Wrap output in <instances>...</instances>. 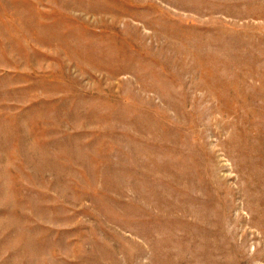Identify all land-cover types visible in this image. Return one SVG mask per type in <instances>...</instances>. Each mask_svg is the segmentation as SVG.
<instances>
[{
	"label": "rangeland",
	"instance_id": "obj_1",
	"mask_svg": "<svg viewBox=\"0 0 264 264\" xmlns=\"http://www.w3.org/2000/svg\"><path fill=\"white\" fill-rule=\"evenodd\" d=\"M0 264H264V0H0Z\"/></svg>",
	"mask_w": 264,
	"mask_h": 264
}]
</instances>
